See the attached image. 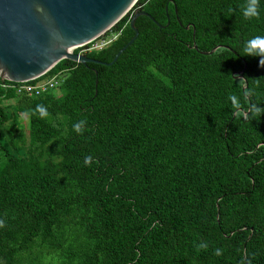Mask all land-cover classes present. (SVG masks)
<instances>
[{
	"label": "trees",
	"instance_id": "1",
	"mask_svg": "<svg viewBox=\"0 0 264 264\" xmlns=\"http://www.w3.org/2000/svg\"><path fill=\"white\" fill-rule=\"evenodd\" d=\"M248 2L138 0L75 49L102 63L61 60L40 95L0 80V264H264V50L246 43L264 0L250 20Z\"/></svg>",
	"mask_w": 264,
	"mask_h": 264
},
{
	"label": "water",
	"instance_id": "2",
	"mask_svg": "<svg viewBox=\"0 0 264 264\" xmlns=\"http://www.w3.org/2000/svg\"><path fill=\"white\" fill-rule=\"evenodd\" d=\"M138 0H0V76L11 82H31L69 59L87 64L102 63L75 49L109 31ZM146 11L130 20L134 37L113 61L138 37L135 23ZM189 28V26H187ZM221 46L203 54L214 53ZM197 49V45L194 44ZM241 73L237 77H242ZM246 86L244 87V89Z\"/></svg>",
	"mask_w": 264,
	"mask_h": 264
},
{
	"label": "clouds",
	"instance_id": "3",
	"mask_svg": "<svg viewBox=\"0 0 264 264\" xmlns=\"http://www.w3.org/2000/svg\"><path fill=\"white\" fill-rule=\"evenodd\" d=\"M259 0H249L248 4H247V7L244 8L243 10V17L246 19V20H250V19H253V18H256L258 17L259 15ZM98 40V39H97ZM95 41V40H94ZM93 42V41H92ZM105 42V44H103L102 47L106 46L107 44H109L111 42L110 38L108 40H105L103 41ZM91 43V42H90ZM88 43V44H90ZM247 47L249 49H261V50H264V37H261V36H258V37H254L252 38L251 40L247 41ZM86 44V45H88ZM85 46V45H84ZM84 46H81V47H84ZM101 47V48H102ZM100 49V48H99ZM84 51V50H83ZM82 51V53H83ZM40 78V77H39ZM37 78V79H39ZM36 80V79H35ZM34 81V80H33ZM233 101V106L236 107V108H239L240 105L237 103L236 101V98L235 97H230ZM37 111L43 113L44 112V109L43 108H37ZM253 113L256 114V113H259L261 111V109L259 108H253ZM74 129L79 132L80 131V124H76L73 126ZM90 159V158H86V162L87 160ZM217 255H219V250H217L216 252Z\"/></svg>",
	"mask_w": 264,
	"mask_h": 264
},
{
	"label": "built area",
	"instance_id": "4",
	"mask_svg": "<svg viewBox=\"0 0 264 264\" xmlns=\"http://www.w3.org/2000/svg\"><path fill=\"white\" fill-rule=\"evenodd\" d=\"M103 44H99L98 42H95L89 47L88 50L91 51V50L99 49L103 46ZM86 50L87 49H85L84 51ZM0 80L2 81L5 87H11V85L5 82L8 80L1 78V76H0ZM13 83H16L15 85L12 86V88H14L17 93H27L29 95H40L42 92L46 91L49 88L57 87L60 84V79L57 76H55L51 78L50 80H47L38 85L31 84L30 82H23V83L13 82Z\"/></svg>",
	"mask_w": 264,
	"mask_h": 264
},
{
	"label": "rangeland",
	"instance_id": "5",
	"mask_svg": "<svg viewBox=\"0 0 264 264\" xmlns=\"http://www.w3.org/2000/svg\"><path fill=\"white\" fill-rule=\"evenodd\" d=\"M110 37H112V36H110ZM108 38H109V36H108ZM99 44H103V43H105V42H103V40H100V41H97ZM35 81V80H34ZM46 80L45 79H36V83L35 84H41V83H43V82H45ZM58 90V89H57ZM22 115V124L24 125V130L26 131V132H28V119H27V117L25 116V114H21Z\"/></svg>",
	"mask_w": 264,
	"mask_h": 264
}]
</instances>
